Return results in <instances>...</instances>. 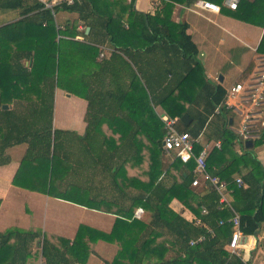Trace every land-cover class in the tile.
I'll use <instances>...</instances> for the list:
<instances>
[{
    "label": "trees",
    "instance_id": "obj_1",
    "mask_svg": "<svg viewBox=\"0 0 264 264\" xmlns=\"http://www.w3.org/2000/svg\"><path fill=\"white\" fill-rule=\"evenodd\" d=\"M0 1L2 8L24 9L25 16L15 24L0 29V73L8 69L13 78L0 81V166L10 163L6 153L8 148L26 143L28 149L15 176L16 185L46 192L50 178V195L72 201L74 196L69 195L68 190L63 187L65 179L72 178V185L76 190L80 188L77 182L86 181L90 186L85 191L87 196L83 197L89 201V205L96 202L114 203L130 219V222L125 218L117 219L109 234L81 226L74 243L68 247L69 243L64 242L67 244L64 249L46 238L40 241V232L11 228L0 233V264H28L29 259L40 254H33L34 245L38 241L41 242L39 248L46 264H87L91 250L88 242L84 241L86 236L93 242L103 240L119 244L120 250L115 259L105 264H246L241 256L225 250L232 237L233 225L227 222L220 225L219 221L229 219L236 212L240 216L241 229L246 235H256L264 224V169L253 157L252 151L245 150L241 157L233 159V165L238 164L239 172L244 167L249 171L243 177L244 183L248 185L247 189L232 180L231 175L236 170L230 166L231 163L224 164L222 159L215 157L217 152L224 154L225 144L232 139L233 135L226 128L220 132L219 137V141L223 143L222 150L214 148L210 153L209 173L226 181L228 188L233 190L235 200L229 206H220L219 194L211 184L204 183L194 188L193 160L183 164L176 158V163L184 166L182 184L178 185L162 157L165 154L162 141L166 130L163 120L155 112V108L162 106L171 118L182 116L179 108H169L166 105L170 98L176 104L177 99L172 98L176 88H172L161 98L153 96L149 83L146 85L148 88H144L139 82L144 74L139 66H136L134 77L136 91H149L151 97L148 98L146 93L145 97L139 99L138 108L143 116L140 113L137 119H128L131 127L123 143L119 146H115V142L107 143L101 127L120 117V107L126 94L119 99L107 97L104 89L97 87L98 84L90 90L91 83L90 87L85 84L88 90L84 98L88 102L86 134L84 137L77 135V140L71 141L66 132L53 127L54 96L56 88L67 91L68 82L64 73L67 70L74 71V66L78 67V64L60 46L63 40L60 39L59 43L57 41L58 35L64 34L57 30L55 15L59 10L75 11L76 3L48 9L33 0ZM133 21L143 30L141 33L149 45L145 50L147 53H154L162 44L169 45L171 51L167 54L169 60L166 72L170 71L175 77L174 71L183 70L179 86L195 72H201L197 48L187 34L185 24L174 27L161 19L160 14L151 17L137 12H134ZM68 28V31H74L68 32L71 36L77 35L76 23ZM94 51L96 56L98 51ZM124 51L129 52L127 49ZM136 52L138 54L142 51ZM260 52L264 54V40ZM31 59L33 63L30 67L24 65L23 61ZM144 80L148 81L147 77L144 76ZM205 88L207 91L211 90V108L207 115L199 116L198 128L186 127L181 120L178 125L179 131L189 132L193 137L200 136L211 116H233L227 110L215 114V109L225 98V90L222 87L213 89L208 85ZM72 90L77 91V88ZM9 92L16 97H9ZM10 102L16 103L15 108L3 110L2 106ZM17 107L20 109H16ZM141 128L155 146L149 154L148 171H142L147 176V181L142 190H124L117 182L121 168L129 165L140 169L146 158L142 154L143 148L138 147L135 142ZM263 144L264 126L260 129L259 137L254 140V146ZM195 151L199 154L201 147L196 146ZM31 172H37V178ZM27 179L37 183V187H29ZM174 199L186 205H189L188 201L194 203L195 208L193 205L189 207L200 223H197V218L189 221L172 210L170 205ZM74 203L84 205L86 202ZM137 207L143 209L148 219L134 216V209ZM202 208L207 209L206 214L202 213ZM159 237H163L164 241L158 243ZM200 237H205L204 241L191 245V241Z\"/></svg>",
    "mask_w": 264,
    "mask_h": 264
},
{
    "label": "crops",
    "instance_id": "obj_2",
    "mask_svg": "<svg viewBox=\"0 0 264 264\" xmlns=\"http://www.w3.org/2000/svg\"><path fill=\"white\" fill-rule=\"evenodd\" d=\"M204 1L219 5L221 12L215 13L203 9L201 2ZM224 4L225 0H163L160 6L152 5V0H77L75 11L69 13L67 10H62L61 17L56 14L57 30H61L64 34H59L57 41L59 43L60 39L63 40L60 46L70 53L78 67L75 65L74 71L67 70L64 73V77L67 78L66 82H68V92L65 89L56 88L54 129L66 132L71 141H74L77 135L85 136L87 130L85 118L88 111V102L84 99L88 91L85 84L90 87L91 83L90 90L92 86L96 87L98 84L97 87L103 88L107 97L119 99L126 94L122 107H120V117L104 123L101 127L107 143L115 142V146L121 145L131 127L128 119H137L140 113L143 116L142 111H139L138 101L142 96L145 97L147 92L136 91L134 79L136 66L141 67L144 72L139 82L144 88H148L146 85L149 83L151 91L154 92L153 96L161 98L172 88H176L172 97L177 99L176 104L170 98L166 105L169 108L173 106L179 108L182 116L187 115L190 118L188 125L184 124L186 127L198 128L199 116L207 115L211 108L209 102L211 90L207 91L206 85L213 89L222 87L226 92L236 83L248 82L257 71L259 60L264 56L260 52L264 40V0H243L237 10H230ZM23 11L24 9L21 8L0 7V29L24 19ZM134 12L151 17L160 14L161 19L170 22L174 27L185 24L187 34L191 36L196 45L197 59L204 73L195 72V75H191V78L179 86L183 70L174 71L175 77L169 70L166 72L169 60L167 54L171 51L169 45L162 44L154 53H147L145 50L149 45L141 33L143 30L134 24ZM73 23L77 26L75 30L77 35L74 37L68 33H74L73 30L68 31V27ZM12 47L15 48L14 45ZM94 49L98 51L96 56H94ZM125 49L129 52L125 53ZM136 51L143 53L137 54ZM23 63L30 67L33 59L23 61ZM144 76L148 81L144 80ZM11 79L13 78L8 69L0 73V81ZM72 88H77L79 91H73ZM7 94L11 98L16 97L12 95V92ZM147 95L148 98L151 97L149 91ZM13 103L5 104L7 108L3 105L2 109L13 110L16 104ZM155 112L161 119L171 118L162 106L155 108ZM232 115V117L225 114L211 116L208 124L201 131L200 146L206 143L213 145L219 141L220 132L226 128L233 135L232 139L225 144L224 154L217 152L215 157L218 160L222 159L224 164L231 163L230 166L236 170L231 177L236 181L238 178L243 180L249 171L244 167L239 172L238 164L233 165V159L237 156L241 157L245 150H251L253 157L264 169V144L255 147L254 141H252V146L246 145L248 141L242 142L236 132L241 125V118L235 113ZM182 116L175 118L180 122ZM142 128L135 142L138 147L143 148L142 154L146 158L140 165L141 170L129 165L121 168L117 182L124 190H142L147 181V176L143 172L149 169V154L155 146ZM27 149L26 143L8 148L6 153L10 163L0 166V233L11 228L40 232L42 235L40 241L46 238L49 242L64 249L67 245L64 242L69 243L68 247L74 243L81 226L109 234L117 219L130 220L114 203L96 202L89 205V201L83 197L87 196L85 191L90 186V183L86 181L77 182L81 189L76 190L72 185L74 180L65 179L63 187L68 190L69 195L74 196L75 199L72 201L50 195V178L46 192L16 185L14 179ZM162 157L177 184H182L181 176L184 166L176 163L175 154L165 153ZM32 174L37 178V172H31ZM27 185L31 188L37 187V183L28 179ZM244 188L247 189L248 185L245 184ZM234 200L233 190L230 189L228 201L232 204ZM83 201L86 202L84 205L74 203ZM188 204L174 199L170 207L187 220L192 221L197 217L189 206L193 205L195 208V205L190 201ZM138 209L141 208L134 209L135 214ZM141 218L148 219L144 211ZM196 221L198 223L199 219L197 218ZM251 240L256 242L252 249L247 245ZM40 241L33 248V254L39 252V256L37 257L36 254L35 258L29 259L28 264L45 262L41 248H39ZM84 241L88 242L91 250L87 264L111 263L120 250L118 243L103 240L93 242L89 236H86ZM162 241H164L163 237L157 239L158 243ZM229 244L230 242L226 244L225 250L231 253ZM241 252L244 263L264 264V224L256 235H245Z\"/></svg>",
    "mask_w": 264,
    "mask_h": 264
},
{
    "label": "built area",
    "instance_id": "obj_3",
    "mask_svg": "<svg viewBox=\"0 0 264 264\" xmlns=\"http://www.w3.org/2000/svg\"><path fill=\"white\" fill-rule=\"evenodd\" d=\"M40 2L48 9H53L56 6L67 5L72 6L77 0H35ZM163 0H152V5L160 6ZM243 0H225V6L230 10H237L240 3ZM203 9L211 12L220 13L221 7L212 2H201ZM104 57V55H101ZM222 110H227L231 113H235L241 118V125L236 130L240 140L242 142L254 141L259 137L260 130L256 126L258 122H261L264 118V56L259 60V66L257 71L253 74V77L245 83H236L231 86L227 91L223 102L215 109V114H219ZM165 124L166 134L163 138L162 145L166 154H175V156L181 160L183 164H187L190 161H194L195 168L193 171L194 180L192 185L199 187L203 183H209L219 194L220 206H229L228 196L230 189L226 181L221 180L218 177L212 176L208 169V158L210 156L211 149L222 150V141H217L213 145L206 143L203 146L201 144V136L193 137L189 132H181L178 130L179 119L177 118H162ZM201 147L199 154H196V146ZM213 147V148H212ZM238 186H244L245 183L241 178L236 180ZM202 213L206 214L207 209L202 208ZM143 209L136 211L135 217L141 218ZM233 225V233L229 244L231 254L237 256L242 255L243 239L245 238L244 232L241 229L240 216L233 212V215L227 220H220L219 224L225 223ZM200 220L198 221V224ZM212 232V230H210ZM205 237H200L198 240L191 241V245L198 244L204 241ZM248 247L254 248L256 242L249 241ZM41 264H46L42 262Z\"/></svg>",
    "mask_w": 264,
    "mask_h": 264
},
{
    "label": "rangeland",
    "instance_id": "obj_4",
    "mask_svg": "<svg viewBox=\"0 0 264 264\" xmlns=\"http://www.w3.org/2000/svg\"><path fill=\"white\" fill-rule=\"evenodd\" d=\"M61 12H62V10L57 11L58 17H61V15H62ZM69 13H71V12H69ZM199 70L202 72L203 71V68L200 67ZM203 73H204V71H203ZM77 91H79V90H77ZM256 126L258 127L259 130L262 129L263 126H264V118H262L261 122H258Z\"/></svg>",
    "mask_w": 264,
    "mask_h": 264
},
{
    "label": "water",
    "instance_id": "obj_5",
    "mask_svg": "<svg viewBox=\"0 0 264 264\" xmlns=\"http://www.w3.org/2000/svg\"><path fill=\"white\" fill-rule=\"evenodd\" d=\"M4 108H7V106L5 105ZM189 120H190V118H189L187 115H184V116H182V118H181V121H182L184 124H186V125H188ZM246 145H247V146H252V145H253V142H252V141H248V142L246 143Z\"/></svg>",
    "mask_w": 264,
    "mask_h": 264
}]
</instances>
